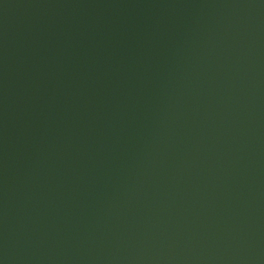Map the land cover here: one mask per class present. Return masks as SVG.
<instances>
[{
  "label": "water",
  "instance_id": "1",
  "mask_svg": "<svg viewBox=\"0 0 264 264\" xmlns=\"http://www.w3.org/2000/svg\"><path fill=\"white\" fill-rule=\"evenodd\" d=\"M0 264H264V0H0Z\"/></svg>",
  "mask_w": 264,
  "mask_h": 264
}]
</instances>
